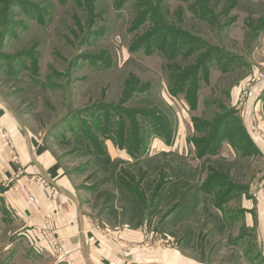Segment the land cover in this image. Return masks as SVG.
Wrapping results in <instances>:
<instances>
[{
  "label": "rangeland",
  "instance_id": "374dc122",
  "mask_svg": "<svg viewBox=\"0 0 264 264\" xmlns=\"http://www.w3.org/2000/svg\"><path fill=\"white\" fill-rule=\"evenodd\" d=\"M234 1L0 0V99L124 253L264 264V29L252 38L264 0ZM233 107L258 147L236 113L199 157L206 124ZM3 217L0 264H67L59 238L54 251L41 236L50 220L34 237ZM124 229L145 237L126 242Z\"/></svg>",
  "mask_w": 264,
  "mask_h": 264
},
{
  "label": "crops",
  "instance_id": "0c3cea01",
  "mask_svg": "<svg viewBox=\"0 0 264 264\" xmlns=\"http://www.w3.org/2000/svg\"><path fill=\"white\" fill-rule=\"evenodd\" d=\"M251 100L253 102L254 95H249L248 102ZM232 109L240 115V108ZM244 109L240 111L243 113ZM242 113L241 124L254 140ZM23 123L13 108L0 99V206L2 215L6 216L3 220L6 218L17 224L16 231L35 237L44 221L50 220L67 264H203L176 250L124 253L119 241L101 235L96 230V219L88 216L90 204L82 202L84 199L73 179L63 175L49 147H40L38 136ZM3 132L8 134L11 147L6 145ZM10 186L25 188L35 198L40 214L32 215L22 192ZM254 210L259 250L264 260V212ZM119 237L126 242H140L145 236L142 230L124 229Z\"/></svg>",
  "mask_w": 264,
  "mask_h": 264
},
{
  "label": "trees",
  "instance_id": "16d2710c",
  "mask_svg": "<svg viewBox=\"0 0 264 264\" xmlns=\"http://www.w3.org/2000/svg\"><path fill=\"white\" fill-rule=\"evenodd\" d=\"M237 0H235L233 2V5L236 4ZM264 29V18L261 20L260 24H259V27L254 30L253 32V35H252V38L253 39H256L259 34H257V32H261L262 30ZM257 31V32H256ZM192 107L194 108V105L192 104ZM229 111L231 113H228L227 115H223V116H220L218 118L217 121H215L214 123H207L206 127L207 129H210V135H209V138L206 139V140H201V142H204L203 143V146H204V151H201L200 153V156L199 157H202V155L206 154V152L209 150V147L212 146V145H217L220 143L221 139H222V130H225L227 126H229V123H231L232 119L233 118H236V111L235 110H232V109H229ZM240 130L243 131V134H245V136L248 138V140L250 141V147H255L254 144L252 143L251 139H250V136L247 134L246 130L243 128L242 124H241V121H240ZM195 143H199V141H195ZM243 143H245L244 141H241L238 142V143H232V145H238L240 147H244V145H242ZM206 146V147H205ZM219 176H221V173L219 174ZM213 176H209L207 179H206V185H208V183H210V181L212 180ZM204 187V190H203V193H207V187ZM175 191V190H174ZM191 191V190H190ZM182 196V195H181ZM184 196H187V195H184ZM184 198H187V197H184Z\"/></svg>",
  "mask_w": 264,
  "mask_h": 264
},
{
  "label": "built area",
  "instance_id": "2783aa9c",
  "mask_svg": "<svg viewBox=\"0 0 264 264\" xmlns=\"http://www.w3.org/2000/svg\"><path fill=\"white\" fill-rule=\"evenodd\" d=\"M261 78H263L262 75L260 76V78H257L258 82L264 81ZM257 85H258V83H257ZM256 90H258V89H256ZM256 93H259V92L257 91ZM258 95L259 94H256L255 96H258ZM2 136H3L4 140L7 139L6 144L11 147V145L9 144L10 141L8 139V134L3 133ZM19 190L22 192L23 196L25 197L26 203H27L28 207L30 208V210L34 214H37L38 212H40V208H39L35 198L31 194H29L25 188L19 187ZM41 236H43L44 238H47L50 248H52L54 251L57 250L58 248H60V243L58 242V239H57V237L54 234L52 229H51V232L49 235L48 234H44V235L41 234ZM61 255H62V253H61Z\"/></svg>",
  "mask_w": 264,
  "mask_h": 264
}]
</instances>
